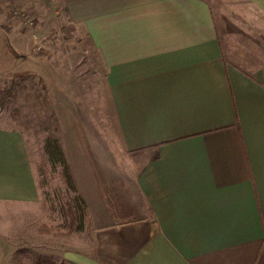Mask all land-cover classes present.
Instances as JSON below:
<instances>
[{"label":"crops","instance_id":"crops-1","mask_svg":"<svg viewBox=\"0 0 264 264\" xmlns=\"http://www.w3.org/2000/svg\"><path fill=\"white\" fill-rule=\"evenodd\" d=\"M8 1L57 5L86 37L100 129L128 161L102 189L60 137L86 234L63 264H264V0ZM39 199L21 133L0 128V201Z\"/></svg>","mask_w":264,"mask_h":264},{"label":"rangeland","instance_id":"rangeland-1","mask_svg":"<svg viewBox=\"0 0 264 264\" xmlns=\"http://www.w3.org/2000/svg\"><path fill=\"white\" fill-rule=\"evenodd\" d=\"M88 50L86 37L69 30L57 5L24 8L0 0V128L21 133L40 195L34 203L0 201V264H63L64 250L85 247L86 234L75 230L79 222L69 226L71 213H62L71 205L80 216L83 201L67 190L60 168L49 162L37 115L56 111L58 139L69 152L75 143L83 149V159L92 163L85 179L96 186L105 189L111 183L112 160L120 168L128 163L111 153L114 138L100 129L103 120L107 123L100 70L84 53ZM43 86L49 94L46 107L41 105ZM75 196L78 207L71 203ZM43 224L57 229L39 234L36 228Z\"/></svg>","mask_w":264,"mask_h":264},{"label":"trees","instance_id":"trees-1","mask_svg":"<svg viewBox=\"0 0 264 264\" xmlns=\"http://www.w3.org/2000/svg\"><path fill=\"white\" fill-rule=\"evenodd\" d=\"M41 97V105L48 106L49 105V94L47 89L43 86ZM37 124H38V132L41 134H45L46 138L44 141V152L48 157L49 162L53 166H58L60 168V176L63 180V184L66 186L67 190L70 193L76 194L75 184L71 175L70 167L63 152V149L60 145L59 139L57 137V127L58 120L54 112H50L47 114L37 115ZM73 206H77L79 203V197L75 196V198L71 201ZM75 206V207H76ZM78 207V206H77ZM71 213L70 225L73 227L74 222H79V225L76 227V231H80L82 228V215H78L77 211H73L71 205H67L62 207V213L64 216H67V211ZM37 232L39 234L49 233L51 230H56L57 227L52 225H40L37 228Z\"/></svg>","mask_w":264,"mask_h":264}]
</instances>
